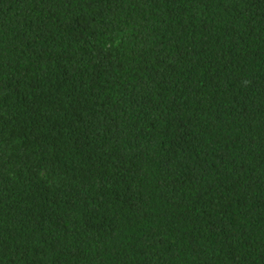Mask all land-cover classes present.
I'll list each match as a JSON object with an SVG mask.
<instances>
[{
    "label": "trees",
    "instance_id": "16d2710c",
    "mask_svg": "<svg viewBox=\"0 0 264 264\" xmlns=\"http://www.w3.org/2000/svg\"><path fill=\"white\" fill-rule=\"evenodd\" d=\"M0 264H264V0H0Z\"/></svg>",
    "mask_w": 264,
    "mask_h": 264
}]
</instances>
